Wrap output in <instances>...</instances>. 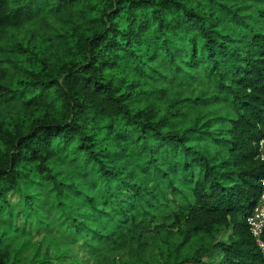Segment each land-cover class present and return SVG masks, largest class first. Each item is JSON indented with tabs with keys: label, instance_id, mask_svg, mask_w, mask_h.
I'll use <instances>...</instances> for the list:
<instances>
[{
	"label": "clouds",
	"instance_id": "clouds-1",
	"mask_svg": "<svg viewBox=\"0 0 264 264\" xmlns=\"http://www.w3.org/2000/svg\"><path fill=\"white\" fill-rule=\"evenodd\" d=\"M0 264H264V0H0Z\"/></svg>",
	"mask_w": 264,
	"mask_h": 264
}]
</instances>
